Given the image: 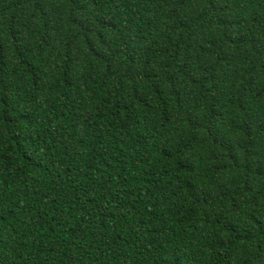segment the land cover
<instances>
[{
    "label": "trees",
    "instance_id": "1",
    "mask_svg": "<svg viewBox=\"0 0 264 264\" xmlns=\"http://www.w3.org/2000/svg\"><path fill=\"white\" fill-rule=\"evenodd\" d=\"M0 264H264V0H0Z\"/></svg>",
    "mask_w": 264,
    "mask_h": 264
}]
</instances>
